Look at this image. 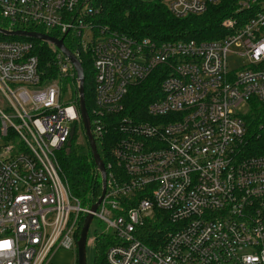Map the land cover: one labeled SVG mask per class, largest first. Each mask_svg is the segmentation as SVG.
Listing matches in <instances>:
<instances>
[{"label":"built area","instance_id":"2783aa9c","mask_svg":"<svg viewBox=\"0 0 264 264\" xmlns=\"http://www.w3.org/2000/svg\"><path fill=\"white\" fill-rule=\"evenodd\" d=\"M224 1L165 4L186 18ZM101 13L94 0H0L4 29L39 27L67 40L81 63L90 55L91 132L96 142L115 133L94 212L95 203L73 195L59 160L72 130L85 134L64 86L77 80L72 62L49 44L57 79H48L33 42L0 40V244L10 242L0 264H49L61 249L78 254L88 215L115 238L109 264H264V154L245 156L243 148L244 116L252 101L264 105V0H237L224 34L211 41L132 37L99 24ZM230 54L247 65L230 70ZM156 72L157 96L130 114L131 88ZM156 211L170 230L151 248L140 238Z\"/></svg>","mask_w":264,"mask_h":264},{"label":"trees","instance_id":"16d2710c","mask_svg":"<svg viewBox=\"0 0 264 264\" xmlns=\"http://www.w3.org/2000/svg\"><path fill=\"white\" fill-rule=\"evenodd\" d=\"M101 8V15L97 18L99 24L109 26L112 30L136 38H149L157 43L176 41H211L224 34L221 27L222 21L231 16L236 9L237 0H225L219 5L212 6L206 13L200 16L176 18L167 8L164 0H94ZM0 26L7 28L5 22L0 19ZM26 30L42 32L39 27H29ZM55 35L54 33H52ZM0 40L31 41L36 48L41 68L46 78L56 76L53 65V48L41 41L24 37H9L0 34ZM66 46L74 51L65 40ZM85 71V97L89 114L94 102L93 64L90 55L82 60ZM163 79L158 72L154 73L145 82L131 88L127 100V106L131 108L130 114L136 111H144L159 92ZM74 82L72 99L79 105L78 82ZM247 127V135L244 143L245 156L264 154V105L251 102V108L244 116ZM113 133L103 141H97L98 152L105 164H107L109 152L114 143ZM117 137V136H116ZM78 141H81L78 142ZM76 145V146H75ZM62 176L68 181L74 196L83 203L90 205L96 203L102 195V181L93 159L91 149L84 130H77L71 146H66L59 154ZM157 215L149 220L141 235L144 244L151 248H157L163 243V238L169 231L170 224L167 214L156 211ZM115 243L111 234H102L96 237L94 244V264H109L107 251Z\"/></svg>","mask_w":264,"mask_h":264},{"label":"water","instance_id":"95a60500","mask_svg":"<svg viewBox=\"0 0 264 264\" xmlns=\"http://www.w3.org/2000/svg\"><path fill=\"white\" fill-rule=\"evenodd\" d=\"M0 34L9 36V37H24L29 39H35L37 41H41L43 43H48L51 45H54L57 47L62 53H64L69 60L72 62L76 72H77V80H78V93H79V109L81 112V118L83 122V126L85 129V135L87 137L91 153L93 156V159L95 161V164L98 168V170L101 173L102 178V195L100 196L97 203H95L92 206V211H96L100 203L103 201L104 196L106 194V168L105 164L98 152L97 143L94 139L92 132H91V120L89 116V112L86 105V97H85V71L83 68V64L81 61L76 57V55L66 46L64 38L58 39L53 36H50L45 33L41 32H32L28 30H15V31H9L0 26ZM75 137V130L73 129L70 136V141L68 143V146H71L72 141ZM93 215H88L84 226L81 230L80 237L77 242L78 247V261L77 264H87V241L89 237V232L91 228V224L93 222Z\"/></svg>","mask_w":264,"mask_h":264},{"label":"rangeland","instance_id":"374dc122","mask_svg":"<svg viewBox=\"0 0 264 264\" xmlns=\"http://www.w3.org/2000/svg\"><path fill=\"white\" fill-rule=\"evenodd\" d=\"M145 1H154V0H145ZM167 1L168 0H164V2H167ZM246 65H247V60L244 57L230 54L229 56L230 70H239ZM49 79H57V76H53V78H49ZM64 86H65L66 91H68V88L73 91L75 85L72 82H70L69 84V82L67 81V82H64ZM92 89L94 90V83H93ZM155 96H157V94ZM0 106L2 107L1 103H0ZM240 111L246 113L247 106L245 105L242 106L240 108ZM78 142L81 143V141H78ZM101 181L102 179L100 177V182ZM102 233L103 234L107 233L106 224L100 221L98 218H95L91 225V229H90L89 237L87 241V264H94L95 262V249H94L93 240L98 234H102ZM77 261H78V257L75 252L61 249L53 255L52 261L49 264H77Z\"/></svg>","mask_w":264,"mask_h":264},{"label":"clouds","instance_id":"9594fccd","mask_svg":"<svg viewBox=\"0 0 264 264\" xmlns=\"http://www.w3.org/2000/svg\"><path fill=\"white\" fill-rule=\"evenodd\" d=\"M10 247V242H4L3 244H0V248H9ZM255 259V258H253Z\"/></svg>","mask_w":264,"mask_h":264}]
</instances>
